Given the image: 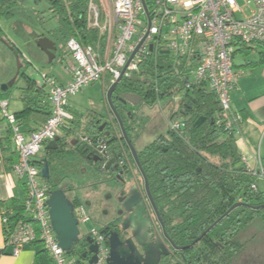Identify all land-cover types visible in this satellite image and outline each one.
Masks as SVG:
<instances>
[{
    "label": "trees",
    "instance_id": "16d2710c",
    "mask_svg": "<svg viewBox=\"0 0 264 264\" xmlns=\"http://www.w3.org/2000/svg\"><path fill=\"white\" fill-rule=\"evenodd\" d=\"M35 3L45 6H29L27 0H0V17H19L41 28L42 33L39 36H48L57 43L62 60H65L66 56L72 57L68 42L73 38L83 46L91 45L100 53H104L108 35L102 34L101 29L93 25L90 14L91 3L102 11L99 0H35ZM104 16L102 12L101 19ZM0 36L5 39L3 43L12 50L15 57L18 55L20 58L19 76L12 88L20 78L24 79L26 84L20 88L23 109L14 116L20 131L30 135L51 116L50 90L28 73L29 63L1 28ZM247 48L248 45H243L239 50L246 51ZM186 62L174 61L168 53H161L156 59L150 56L141 64L139 71L123 78L116 93H135L149 103L162 99L173 100L174 97L180 96L177 101L179 108L173 111L172 118H180L185 126L178 132L169 127L168 134L159 136L141 151L140 162L163 211L162 215L165 221L172 223L176 238L184 240L189 227L196 236L225 216L215 231L228 235V239L233 240L228 243L234 247V252L238 253L243 249V244L236 236L247 229L255 219H264V185L260 183L264 180H259L248 170L235 134L225 129L226 115L216 93L206 82L191 88L186 87ZM1 85L0 102L9 101L12 88L4 91ZM238 112L243 117L241 129L244 132L245 116ZM120 116L124 121L126 133L131 138V131L137 130L132 124L139 118H129L132 124L128 125L121 113ZM200 118L205 120L201 125H196ZM5 120L7 119L0 107V124ZM101 120L90 114L73 116L66 122L59 136L58 148L44 149L42 156L35 160V164L42 167V160L47 159L51 174L47 182L52 185L53 191L62 188L54 179L64 177L69 164L78 166L85 154L95 157L98 139H103L109 146L107 156L103 157L104 161L117 156L121 151L116 132L106 135L99 131ZM138 126L140 131V124ZM85 137L91 138L92 144L84 140ZM12 143L13 129L10 125L4 136L0 137V149L8 171H13L19 156ZM262 159L264 164V158ZM100 167L101 164L97 169ZM255 183L257 189L253 188ZM23 202L24 200L15 198L8 208L12 209L14 214L9 217L5 228L7 241L18 224L24 220ZM80 202L78 200L77 204ZM236 203L242 205L225 215ZM177 218H182L183 221L173 225ZM87 238L83 236L72 248L71 254L79 256L77 264H87L88 258L84 257ZM39 243L37 241L31 244ZM34 264H54V261L43 248L37 253Z\"/></svg>",
    "mask_w": 264,
    "mask_h": 264
},
{
    "label": "built area",
    "instance_id": "2783aa9c",
    "mask_svg": "<svg viewBox=\"0 0 264 264\" xmlns=\"http://www.w3.org/2000/svg\"><path fill=\"white\" fill-rule=\"evenodd\" d=\"M108 1L113 22L110 24L111 34L108 35L104 53L91 45L83 46L73 38L68 42L74 60L71 80L61 84L50 73L43 74L40 83L50 90L52 105L51 116L45 124L30 135L24 134L14 114L9 112V101L0 102L3 115L12 126L13 142L19 155L13 171L26 186L24 220L7 241L14 256H18L25 246L39 241L51 255L54 264H77L57 239L47 204L53 187L42 176V167L35 164V158L47 144L61 135L66 122L73 118L69 97L108 76L112 84L116 82L138 47L123 78L139 71L141 64L150 56L156 59L159 54L168 53L174 61L186 60V87L206 82L218 96L226 115L225 129L235 135L242 132L243 117L233 109L231 102V93L239 77L234 69V54L243 45L257 43L264 46V0ZM100 12L97 5L91 3L93 25L107 30L106 25L101 23ZM144 17L148 25L142 27ZM110 42H113L112 49ZM168 122L170 129L175 132L185 126L180 118H172ZM84 140L90 144L93 142L89 137ZM96 146L102 157L107 156L109 146L103 139H98ZM243 160L254 176L264 180V164L260 154L256 155L254 163H250L244 155ZM253 188L257 189L256 183ZM13 214L12 209L2 211L5 225H8L9 217ZM75 216L80 226L90 222L84 203L77 204ZM86 236L91 237L99 249L95 264H107L110 251L104 234L95 227Z\"/></svg>",
    "mask_w": 264,
    "mask_h": 264
},
{
    "label": "flooded vegetation",
    "instance_id": "af4514ba",
    "mask_svg": "<svg viewBox=\"0 0 264 264\" xmlns=\"http://www.w3.org/2000/svg\"><path fill=\"white\" fill-rule=\"evenodd\" d=\"M124 93H116L114 96ZM115 103L120 109L121 115L128 121V125L132 124L130 119L136 118L137 120L138 116L132 109V102H128L125 106L118 101ZM101 121L99 131L106 135L116 132L121 144V151L117 156L110 157L106 161L98 151L95 157L85 154L77 165L82 172L103 178L99 183L93 182L84 185L90 189L93 196L100 192V184L109 190L103 197L92 196V200H87L84 203L87 211L88 208L94 211L96 222L101 226L99 230L104 234L109 251L112 241L118 243L122 250H129V255H134L135 262L138 264H246V261H249L238 263L245 247V244L237 237L239 234L236 239L243 244V249L237 253L234 252V247L228 243L233 240L228 239V235L215 231L225 216L219 218L196 236L192 234V229L189 227L184 240L176 238L172 231V223L165 221L162 215L163 211L151 190L148 176L140 162L139 155L143 149L136 148L137 160L123 135L120 122L113 113L103 117ZM104 123L106 125L101 130ZM138 124H140L139 120L132 124L137 129L131 131L130 140L134 145L136 136L141 132ZM112 159L116 160L108 168V163ZM99 164L101 167L98 170ZM62 188L76 207L79 198L68 196L69 192L76 194L78 191L76 187L69 185ZM228 212L225 215L231 211ZM181 221H183L182 218H177L173 225H177ZM79 227H81L80 224ZM82 237L81 233L80 238ZM86 244L84 253H87L85 258H88V262L93 253L89 250L88 240ZM247 264L252 263L247 262Z\"/></svg>",
    "mask_w": 264,
    "mask_h": 264
},
{
    "label": "rangeland",
    "instance_id": "374dc122",
    "mask_svg": "<svg viewBox=\"0 0 264 264\" xmlns=\"http://www.w3.org/2000/svg\"><path fill=\"white\" fill-rule=\"evenodd\" d=\"M99 1L102 8V11L100 12L101 16L102 12L105 14L104 18L101 19V23L104 24V26L106 25L107 29L101 30V33H108L107 35H110V24L113 22L112 8L108 0ZM27 4L32 7L45 6L44 4L37 5L35 0H27ZM147 25L148 20L144 17L142 27ZM0 28L3 30L4 35L15 43L20 53H23L30 59L32 66L29 67L28 73L34 79L40 80V82L43 80V74L46 73L45 71H52L54 75H60L64 70L66 62L70 59V56H66L65 60H62L57 56L56 60L50 64L47 54L37 45V40L40 38L39 34L42 33V29L34 24L27 23V21L22 18L15 17L7 19L6 17H0ZM112 37L114 38V32ZM110 46L112 49L113 42H110ZM241 56V54H236L235 62L239 63L241 61ZM17 68L18 63L12 50L0 41V83L5 80L6 82L10 81L15 76ZM109 81L111 83V80ZM102 82L103 81H98L83 88L75 95H71L69 97L70 110L76 112L78 115L93 114L94 116V110H97L99 113H105L106 105ZM25 84V80L20 78L16 86L12 88V102L18 98L21 92L20 88L24 87ZM176 99L177 100L162 99L161 101L151 103L142 101L140 104L133 105L132 109L139 118L141 128V132L135 139V146L137 149H144L159 136L168 133L170 127L168 120L172 119L173 111L178 110L179 107L177 101L180 99V96H177ZM69 165V168L66 170V175L62 178L57 177L54 180L57 181V184L60 187H66L69 185L76 187V190H78L76 191V194L74 192L68 193L70 198L78 197L79 201L83 203H86L87 200H92L93 194L90 192V189L84 185L92 184L93 182L99 183L103 178L101 179L97 176L94 177L90 175V173H84L80 170L79 166H76L73 163ZM260 183L264 185V182ZM100 187V192L93 197H103V195L109 191L106 186H103V184H100ZM88 213L92 217V220L87 225H81L82 236H86L89 230L95 227L101 229L100 224L96 222L94 211L88 208ZM237 237L245 244L238 263H243V261L249 260L246 261V264L247 262L252 264H264V219L261 217L255 219L247 229L239 233ZM40 246L42 247L41 243ZM70 258L76 262L79 260L77 254H71Z\"/></svg>",
    "mask_w": 264,
    "mask_h": 264
},
{
    "label": "crops",
    "instance_id": "0c3cea01",
    "mask_svg": "<svg viewBox=\"0 0 264 264\" xmlns=\"http://www.w3.org/2000/svg\"><path fill=\"white\" fill-rule=\"evenodd\" d=\"M240 48H242V46L237 50ZM58 52L57 56L60 58ZM236 54L242 55L239 63L235 62ZM22 56L29 63V67H31L32 63L30 59L23 53ZM73 62V58L70 57L64 66V70L58 76L54 75L52 71L45 72L54 76L59 83L66 84L72 78L71 67ZM234 69L239 73V77L236 88L231 93L232 107L234 110L240 111L243 116H245L244 121L246 120L244 132L235 136L242 155H244L250 163H254L257 154H260L261 157L264 158V46L255 43L248 45L246 51H237L234 54ZM109 78L110 77L108 76L101 80L103 81L102 89L104 92L106 112L99 113L97 110H94V117L96 119H102L103 117L112 114V111L106 102L108 88L112 85ZM37 81L40 82V80ZM4 83H7L6 80L1 81L0 84ZM20 95L21 92L18 98L12 102L10 94L9 112L12 114L23 109ZM71 112L73 116L76 117L77 113L74 111ZM9 126L7 120L0 124V137L4 136ZM12 146L15 149L14 142L12 143ZM43 153H41L35 160L39 159ZM25 196L26 186L24 181L20 180L14 171L7 170L0 149V264H34L37 253L44 248L42 243V247L40 246V243L29 244L24 247L18 256H14L12 254V247L7 244V235L5 231L6 225L3 221L2 211L10 208L12 201L15 198L24 200Z\"/></svg>",
    "mask_w": 264,
    "mask_h": 264
},
{
    "label": "water",
    "instance_id": "95a60500",
    "mask_svg": "<svg viewBox=\"0 0 264 264\" xmlns=\"http://www.w3.org/2000/svg\"><path fill=\"white\" fill-rule=\"evenodd\" d=\"M25 1V0H21ZM0 40L5 42V39L0 36ZM37 45L47 54L49 57V63L52 64L57 57V52L59 51V47L57 43L48 36L40 37L37 40ZM139 47L136 51L132 54L128 65L134 58L135 54L137 53ZM16 60L18 63V70L16 75L7 83L1 85V88L4 91H8L12 88L19 76V71L21 68L20 58L16 55ZM128 65L123 69L122 76L114 82L107 91L106 95V102L107 105L110 107L112 113L116 117V119L120 122V126L123 132V135L130 146L133 155L138 160V152L136 150L135 145L130 140L128 134L126 133L124 121L120 116L118 108L116 106V101L122 103L124 106L128 104V102H132L133 105L140 104L143 100V97L138 94H131V93H124L118 96H114L116 94V89L118 85L123 80V75L127 70ZM131 113V112H130ZM205 118H200L196 125H201ZM106 123H104L101 127V130L105 127ZM60 137L58 136L55 140L51 141L49 144L46 145L45 150H55L58 148V141ZM121 156V154H120ZM116 159H112L108 163V168L112 165V163ZM42 162L44 165L42 166V176L46 179H50V168L49 164L47 163V159H43ZM49 207V214L51 217L52 225L54 227L55 233L57 235V239L60 242V245L67 251L68 254L72 253V248L77 241L80 239L81 230L79 227V220L75 216V206L74 203L67 197L66 192L63 188H58L54 190L47 201ZM242 203L235 204L230 210L232 211L236 207H239ZM255 209H259L260 207H253ZM228 212V213H229ZM90 247L89 250L93 253V256L88 260L89 264H95L98 260V246L94 243L91 237L87 238ZM118 243H114L112 241L111 248H110V256L107 260V264H138L135 262L134 255H129V250H122V247H119ZM87 253H84V257H86Z\"/></svg>",
    "mask_w": 264,
    "mask_h": 264
}]
</instances>
